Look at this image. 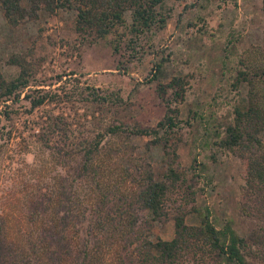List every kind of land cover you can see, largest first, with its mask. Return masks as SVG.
Masks as SVG:
<instances>
[{
    "label": "trees",
    "instance_id": "trees-1",
    "mask_svg": "<svg viewBox=\"0 0 264 264\" xmlns=\"http://www.w3.org/2000/svg\"><path fill=\"white\" fill-rule=\"evenodd\" d=\"M163 2L0 0V9L10 25L36 19L42 11L74 10V28L81 40L109 36L113 52L123 54L125 48L129 57H140L146 52L142 38L166 24ZM7 60L20 70L9 79L0 73V104L5 105L0 109V151L12 132V126L2 122L12 124V103L7 100L26 98L30 111L62 97L55 88L28 91L33 73L26 58L12 55ZM240 63L232 84L245 81L247 95L233 105L231 118L221 123L214 142L245 161L240 210L252 220L248 232H238L230 219L217 225L207 206L187 210L168 203V192L176 187L193 200L201 174L192 170L187 178L178 161L179 130L183 122L189 123L179 116L185 85L178 75L166 82L158 79L160 59L151 78L157 80L166 109L154 125L124 119L120 108L125 100L118 90L94 87L90 97L84 96L93 105L87 125H73L63 112H49L39 123L38 139L63 171L53 176L51 187L29 198L26 212L29 220L37 221L27 241L10 237L0 216V264H264V90L256 85L257 77L264 80V63ZM133 136L147 138L143 154L136 152ZM155 147L164 156L159 175L147 156ZM187 211L198 214V223L186 221ZM170 217L173 235L152 236L154 222Z\"/></svg>",
    "mask_w": 264,
    "mask_h": 264
},
{
    "label": "rangeland",
    "instance_id": "rangeland-1",
    "mask_svg": "<svg viewBox=\"0 0 264 264\" xmlns=\"http://www.w3.org/2000/svg\"><path fill=\"white\" fill-rule=\"evenodd\" d=\"M160 10L166 15L165 26L150 38H142L146 50L143 56L129 57L125 48L123 54L113 52L109 36L81 40L74 28V10L60 9L52 14L42 11L36 19L10 25L0 9V73L7 79L15 76L20 66L7 59L24 56L33 73L28 91L55 88L62 96L30 111L26 98L7 100L12 103V108L8 107L12 124L5 119L2 122L12 126V132L3 139L0 151V216L10 237L27 241L32 235L37 219L29 220L28 200L39 190L51 187L53 176L63 171L38 139L39 123L49 112H63L73 125H87L93 105L84 96L94 87L118 90L125 100L120 108L124 119L154 125L166 109L157 80L151 78L155 61L160 59L163 65L158 79L166 82L178 75L185 85L179 116L189 123L183 122L179 130L182 140L177 147L178 161L187 178L192 170L201 174L193 200L176 187L168 192V203L187 210L192 205L207 206L217 225L230 219L238 232L249 231L252 220L240 210L245 161L214 141L221 123L231 118L233 105L247 95L245 81L232 84L242 67L240 59L264 63V1L164 0ZM256 85L264 90L263 79L257 77ZM3 103L0 109L5 108ZM145 139L130 137L138 144V154L144 152ZM147 156L156 173L161 174V148H152ZM186 213L188 223H198L196 212ZM173 229L172 217L155 221L152 236L170 238Z\"/></svg>",
    "mask_w": 264,
    "mask_h": 264
}]
</instances>
